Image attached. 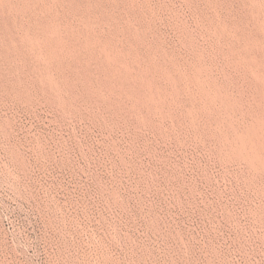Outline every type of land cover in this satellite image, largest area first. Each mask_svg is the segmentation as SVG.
Listing matches in <instances>:
<instances>
[{
  "label": "rangeland",
  "instance_id": "obj_1",
  "mask_svg": "<svg viewBox=\"0 0 264 264\" xmlns=\"http://www.w3.org/2000/svg\"><path fill=\"white\" fill-rule=\"evenodd\" d=\"M254 123L264 0H0V264H264Z\"/></svg>",
  "mask_w": 264,
  "mask_h": 264
},
{
  "label": "bare ground",
  "instance_id": "obj_2",
  "mask_svg": "<svg viewBox=\"0 0 264 264\" xmlns=\"http://www.w3.org/2000/svg\"><path fill=\"white\" fill-rule=\"evenodd\" d=\"M205 92H207V91H205ZM253 122H255V121H253ZM246 125H247V123H246ZM236 128H238V127H236ZM240 128H242V127H240ZM239 130H241V129H239ZM238 139L239 140H237V141H239V145H237V146L233 145L235 147L236 153L241 155V156H244L245 158H247L251 163H253V165L264 166V124H255L254 123L249 128H247V129L243 130L242 132H240L239 135H238Z\"/></svg>",
  "mask_w": 264,
  "mask_h": 264
}]
</instances>
